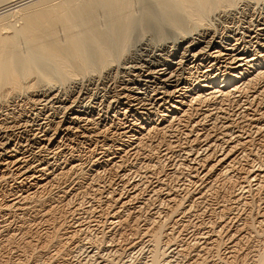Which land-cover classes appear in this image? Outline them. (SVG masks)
Returning a JSON list of instances; mask_svg holds the SVG:
<instances>
[{"label": "rangeland", "instance_id": "obj_1", "mask_svg": "<svg viewBox=\"0 0 264 264\" xmlns=\"http://www.w3.org/2000/svg\"><path fill=\"white\" fill-rule=\"evenodd\" d=\"M263 3L258 4L260 7H255L253 4H249V2H242L238 6L239 8L236 9L238 12L235 10L230 12L227 11L228 13L226 14L220 13L222 16H216V20H213V23H215L217 27H215L216 30L210 29L211 31H204V29L201 28L199 30L200 32L198 30L190 32L186 35L187 37L176 34L173 27H157L158 24L152 22V24L150 23L152 26L148 25L151 26L150 29L147 27V31L149 30L150 32L148 31L143 39L140 37L133 44L131 47L132 49L129 50L126 58L119 63L120 65L112 66L99 78L98 75L92 76L82 81L69 82L65 86H57L53 89H51L50 86L41 85L42 87H38V89L35 91L30 93L26 92L25 94L18 96L17 99L15 98L16 100L11 99L7 105L0 102V126L2 123H4L2 127L9 126V124H12V122L16 120V122L21 125L20 127L26 126V124L29 123L30 125L27 124V126L33 128L34 130H38L37 126L40 124L45 126V123L48 121H52L53 123L57 121L60 122L71 118L70 116H72L73 119L74 117H79L84 114L81 116L82 119L90 116L91 118L89 117V119H93L92 121H95V128L98 129L100 127L101 130H96L98 131L97 133L105 131L104 129L106 128L110 129L109 132L104 134L110 139L106 141L101 139V141H98L97 147L96 145L93 146L92 144L87 143L86 146L84 145L79 147L81 153H75V156L72 158H70V156L65 157V155H67L66 153L57 155L55 154L51 156L49 155V158L47 159L51 162L52 169L49 171L51 174L49 177L50 183L46 186H43L46 184V181L41 182L39 185L32 186L33 183H26L25 186H22L20 185V181L18 179H14L13 177L10 178V176L5 175L7 176V179L0 182V264H70L71 262L73 264H79L77 263L76 258H71L72 255L67 256L64 259L60 258V253H62L66 247H69L72 250L74 246L79 245L85 247L83 250L84 252H82L85 253V256H87V253H89L88 251L90 250L88 249L87 251L86 249L90 246V244L87 246V241L85 242L83 240L86 239V237H96L95 235L101 236V229L104 230L110 237L107 241H104V244L102 245V247H104L106 250H101V256L103 253L104 256L107 257L108 253V255L113 256L116 252H120V254H123L121 256L122 258L119 259L118 257L120 256H118L114 259L115 263L112 264H116L118 260L121 261L119 264H123L125 260H130L131 258H138L137 262L140 261L143 263L147 259L149 252L148 249L150 247L148 244V237L143 238L142 235H134V233H136V226H139L141 230H144L148 225V221L149 223L150 221H159L160 218L164 217V213L169 212V210L172 208L171 206H173V204L170 200L174 199L175 197L177 200L183 202V207L181 210H179L180 212L178 211L174 213V216L169 221V225L171 227H166L170 228L169 232L172 230L175 231L173 233L174 239H176L170 243V245H172V250L175 251L178 249L176 251H179L180 248L184 249L190 245H194L196 247L193 248V250L190 249L188 251V254H190L185 255L184 258L179 257L180 259H178V263L195 264V261L198 260V262L203 261L205 264H252L255 259L254 255H256L257 251H259V249L262 248L261 246H263V229L258 228L257 224L255 225V228L254 226H250V220L253 219V217L259 218V214H262V211L264 210V175H262L263 177L261 176V174H263L262 172H264V168H261L263 170L260 168L258 169L260 163L264 161V131H256L257 125L249 122L251 120L248 122H246V120L251 119L254 115H256L254 116V119L260 120L262 117L261 120L264 121V114L261 115V113L264 112V105L261 106L260 109L256 108L255 106V109L252 108L249 110L250 115L247 116L248 119L242 118V115L240 114L243 111L240 109L241 105L243 106L245 104L243 103L244 99H242L243 101H241V103L233 101L229 106L224 105L222 109L225 111L217 110L220 105H214L216 100L212 101V103L210 102L207 107H204L206 104L199 106L200 109L194 105V108H196V111L199 113H195L193 118H198V116H201V114L204 113L203 111H200L201 109L209 111L208 113H210V115L219 114L218 116L221 118L219 117V121H216V127L213 126V120H211L206 122L208 126H203L196 130L193 129V133L195 135L202 133L203 137H201V141H184V137L180 136L182 142H180V144L175 143L174 146L176 147L172 148L170 151L167 150V147L164 146V144H162L161 155L165 159V172L163 173V176L150 177L148 179L144 175L142 178L138 177L140 175H138L136 171L140 170V163L145 158L143 156L136 157L135 150L133 151L132 147L125 149L124 146L117 145V147L112 148L113 143L110 141H112L113 137L119 139L120 137L124 136L123 133L127 131L121 130L123 128H121V125H119L118 122L120 121L119 119L123 117L121 114L123 112L117 113L119 114V119L112 117L119 109L120 111L124 109L123 106L113 102L115 100L113 99L115 93H124V95H126L125 92H127V95L131 96L130 100L136 99L132 101L131 104L134 103V105H136L138 103L136 102L137 99L141 101V99H145L146 97L147 100H151L152 98H156L157 100L159 99V97H157L158 93H163L164 91L171 93L173 89L175 90L184 87L185 85H182V83L185 82L183 81H185L186 77L189 78L190 75H192L189 73L188 66L191 64V62H193V55L200 53L201 57L203 56L201 59L209 58V60L203 61V65L200 67L202 70H205V66H208V61H211L210 54H213L214 51H217V49L214 47L222 40L220 37L222 24H226L228 22L235 23V25L241 26L247 31L250 21H254V27H257L260 20H264ZM138 8L140 9V6H137V9ZM259 8L262 9L260 10ZM139 9L138 12L141 11ZM137 15L140 14L137 13ZM158 30L162 32L164 31L165 35L164 32L161 34ZM240 32L242 33V31ZM163 35L164 39L169 40L165 42L162 41ZM241 36L242 35H240V37ZM242 37H245V45L249 47L248 50L252 51V37L244 34ZM174 48L176 53H178L177 57H184L186 54L187 58H185L183 61H181V58L172 59V61H170L167 66H164V63L162 62H165V59H169L168 57L171 54L170 51H172ZM245 51L247 52V50ZM160 53V61L157 60V63L155 62V68L152 67L154 72L157 71L156 77H154V79L151 77L147 78L148 73L141 71V67L145 69L144 67L147 66L146 61H148L154 55H158ZM229 57L226 59H229ZM213 58L214 57H212V60ZM195 64L196 63H194V65ZM224 66L225 64L222 63L214 65L213 68L216 67V69H220ZM133 68H139L141 70ZM149 76L153 75L150 74ZM176 85L180 86L176 87ZM156 89H158L156 92H152ZM156 93L157 96H155ZM136 95L139 96L137 97ZM189 100L191 99H187V101ZM127 101L128 100H122L121 104H125ZM190 102L191 101L187 102V105ZM109 107H113L112 109H115L114 114L111 108L108 110ZM238 108L240 110H238ZM54 109H59V114L56 115L53 111ZM79 110H81V113L79 112V114H76ZM255 110H261V112H258L257 114L254 112ZM87 113L88 115H86ZM13 116H16L15 119L12 118ZM178 116L177 120L174 122L176 129L178 128L177 135L185 134V137H187L186 133H188V135H192L191 139H193L195 135L193 133H189L192 127H188V124L185 122L178 121ZM123 118L125 119V117ZM224 118L230 120H228L229 124H231L233 122L232 120H234L231 130L224 131L225 129L223 123L226 122ZM208 120H210V118ZM68 122L72 121L68 120ZM68 122L66 121V124H68ZM86 123L87 122H84V124L82 123L78 127H84L86 126ZM74 126L75 125H72L71 128ZM49 127L50 126H47L46 130L51 132V130L48 129ZM92 127L93 126H88V129H92ZM80 130L78 132L74 130V132L81 133ZM5 132L10 134V130ZM5 132L0 130V134L2 133L3 136L5 135ZM91 132H93V130ZM104 135L102 137H105ZM206 135H209V140L204 141ZM237 135H241V137H244L243 139L246 140L250 135L251 143H247L242 147L240 142L235 139V136ZM75 136H72V138H74V142L71 141V139H68L69 136L67 137L66 134H63L62 137H64V139L61 138V140L63 139L64 142L67 140L65 145H69L70 143L71 146H77L78 143L75 140ZM80 140L82 143L85 141L84 138H81ZM105 142L108 143L106 146H104L106 144ZM207 143L212 145V148L214 147L211 150L214 154L211 153L212 156L209 159L210 165L214 163L217 165V158H222V154L227 152L231 148V145H236L237 147L232 152V157H237L236 162L231 168L227 167V163L230 160L226 163H219L214 169V175L212 174L213 176H206V171L202 166V164H206V162L202 163V160L204 159V156H207V152L204 151ZM115 144H118L117 141ZM89 146H91V148ZM122 147L123 151H117L118 148ZM78 155L81 156L80 160H78ZM244 155L245 157H243ZM246 155H249V157ZM74 158L75 163L68 166L67 160H73ZM103 160H110V162L107 164L102 163ZM96 161L101 162L98 164ZM116 163H118V165H122L121 168H117ZM72 166L77 168L74 171H71L68 178L62 177L63 173L67 172ZM223 170L229 172L228 176L220 174L225 172ZM249 170L253 171V177H257L256 181L252 180V182H250L253 187V190L250 191L248 187L250 184H248V182L247 184L243 183L242 181L246 176L245 172ZM81 174H85V177H83ZM123 175H127V177H124L125 179H123ZM190 175L194 176H191V178ZM229 175L231 177H229ZM226 178L228 179L226 180ZM136 184L142 189L135 192L134 195L132 193V189ZM207 184L213 185V188L211 187V189L209 186L205 187ZM257 185L262 190H256V188H258ZM123 187L127 188L126 192H129L121 193L120 191L121 189H124ZM245 187L248 188L246 189ZM205 188H209L211 190H206ZM243 189L246 190L244 191ZM99 190L100 192L102 191L100 195L98 194ZM114 190H118V198H124L126 200L123 201L129 202L126 207H121L120 204H114L110 201L107 202L110 197L109 192ZM30 193H34L36 196L28 200L26 204V210H20L23 208L21 206L22 202H20L21 204H17L19 199L17 201L15 199L22 196L26 197V195ZM132 196H136V198H132ZM131 198L133 200H130ZM12 200L16 205H13ZM8 205L15 207L5 210V207ZM89 206H94L91 210L92 213L89 215L84 214V211H87L86 209ZM118 208L120 210H118ZM47 210L50 214H47L46 216L45 213H48ZM110 210L113 212L108 215L107 213H110ZM116 210L117 212L121 213L122 216L123 213H126L125 211H129L128 213L130 216L128 219V225H124L120 228L116 227L115 229V225H117L119 221L118 218L113 217ZM248 217H252L247 221L249 226L247 224L245 225V220L246 218L248 219ZM69 223L72 225L71 229H74L73 227H76L77 230L78 228L84 230L86 227L88 229H86V232L79 233L75 239H72V242L66 243L67 241L65 240L67 236L65 235L64 227L69 226ZM71 229L69 231H71ZM215 232H220V237L218 238V247H214L212 244L213 240L215 239L214 236L217 235ZM113 237L115 240L110 241V239ZM236 243L240 247L238 246V251L234 254L233 246ZM73 250H75V248ZM76 254L78 253H74V255ZM232 255H236V260H233ZM104 256L101 258L97 257L95 259V263L98 261L96 264H104V262L107 264L109 261H104L106 259L103 258ZM109 264L111 263L109 262Z\"/></svg>", "mask_w": 264, "mask_h": 264}, {"label": "bare ground", "instance_id": "obj_2", "mask_svg": "<svg viewBox=\"0 0 264 264\" xmlns=\"http://www.w3.org/2000/svg\"><path fill=\"white\" fill-rule=\"evenodd\" d=\"M242 2H249V4H253L255 7L257 6L260 7V5L258 4L263 3L264 0H0V102L2 104L5 103L7 105L9 104V101L11 99H15V98L17 99L18 96H21L26 92L30 93L32 91H35L36 89H38V87H42L41 85L50 86L51 89H53L57 86H65L69 82L82 81L92 76L98 75L99 78L112 66L120 65L119 63L126 58L129 50L132 49L131 47L133 46V44L140 37L142 39L144 38L146 33L149 31V30L147 31V27H149L150 29V27L152 26L151 25L152 22L158 24L157 27L159 26L173 27L176 34L183 36H186L190 32H194L197 30L199 31L201 28L204 29V31L210 29L216 30L217 28L216 24L213 23V20H216L215 19L216 16L217 15L222 16V14L220 13L226 14L228 13L227 11L229 12L233 10L236 11V9L239 8L238 6ZM262 5H264V3ZM137 6H140V9L139 8L138 9L141 11L138 12ZM137 13L140 15H137ZM253 22L250 21L247 31L241 26L235 25V23L228 22L226 24H222L221 26L222 29L220 34L222 40L219 42L220 45L218 43L214 47L217 49V51H214L213 54H210L211 61H208L209 62L208 66H205L206 68L205 70H202L201 68L203 65V61L209 60V58L201 59L203 56L201 57L200 53L193 55L192 58L193 62H191V64L188 66L189 73L192 75H190L189 78L186 77L185 81H183L185 82L182 83V85L183 84L185 85L184 87L175 90L173 89L171 93H169L168 91L166 92L164 91L163 93H158V96L156 93L155 96L159 97V99L157 100L156 98L147 100L146 97L145 99H141V101L137 99L136 102L138 103L136 105H134V103L131 104V102L136 99L130 100L131 96L127 95V92H125L126 95H124V93H115V95L113 96V99L115 100L113 102L116 104L118 103V105L120 106H123L124 109H122V111H120L119 109L116 113H115V109H112L113 107H109L108 110H110L111 108L113 114L115 113L112 117L113 118L116 117L118 119H119V114L117 113L123 112L121 114L123 117H125V119L121 117L122 119L120 118L119 119L120 121L118 122L119 125H121V128H123L121 130L124 131L127 130V131L123 133L124 136L120 137L119 139L113 137L114 139L112 138V141L110 142L113 143L112 148L117 147V145L124 146L125 149L126 148L128 149V147L130 148L132 147L133 148L132 150L133 151L135 150L136 157L143 156L146 159V160L143 159L144 160V161L142 160L143 162L141 161L140 170L136 171V173L140 175L138 177L142 178V176L144 175L148 179L150 177L163 176V173L165 172L164 171L165 159L161 155L162 144H164V146L167 147V150L170 151L172 148L176 147L174 146L175 143L180 144V142H182L180 136L184 137L183 139L184 141L191 140L193 142H198L201 139V137H203V135L202 133L201 134L198 133L195 135L193 133L194 130L198 128L200 129L203 126H208L206 123L207 121L213 120L212 122L213 126L216 125L215 123H217L216 122L217 120L219 121V117H220L218 116L219 114L218 115L216 114L217 116L215 114L210 115V113H208L209 111L202 109L200 111H203L204 113H202L201 116H198V118H193L195 113L197 114L199 113L196 111L197 109L194 108V105H196L198 109H200L199 106L201 105L203 106L206 104V106L204 107H207L210 102L212 103V101L216 100L214 102V105L215 104L220 105V107L217 108V110L222 111L223 110L222 107L224 105L229 106L233 101L241 103V101H243L242 99H244L243 103L245 104L243 106L241 105L240 108L241 110H243L240 114L244 119L245 118L248 119L247 116L250 115L249 110H251L255 106L256 108L260 109V107L264 105V20L261 19L257 27H254L255 24ZM240 31H242V33ZM163 32L160 31L161 34H163ZM243 34L252 37V41H251L253 46L252 51H249L248 50L249 47L245 45L246 41H245V37H242ZM164 35L162 41L165 42L169 39H164ZM240 35L242 36L240 37ZM245 50H247V52ZM170 53L171 54L168 57L169 59H165V62H162L164 63L163 64L164 66H167L170 63V61H172V59L181 58V61H183L185 60V58H187L186 54L184 55V57L183 56L177 57L178 53H176L175 48L172 49ZM212 57H214L213 60ZM227 57H229V59H226ZM160 59H161V53L158 55L157 54L154 55L148 61H146L147 66L144 67L145 69H143L142 67H141L142 70L139 68H133V69L145 71V73H148L147 78L151 77L152 79H154V77H156L157 71L154 72V70H152V67L155 68V62L157 60L160 61ZM194 63L196 64L194 65ZM222 63L225 64L224 67L220 69H216V67L213 68L214 65H218ZM210 67L213 69H211ZM150 74H152L153 76H149ZM180 85L178 86L176 85V87H179ZM157 90L158 89L153 90L152 92H156ZM189 98L191 99L189 100L191 102L187 105V102H189L187 101V99ZM122 100L125 101L128 100V101L125 102V104H121ZM240 109L238 108V110ZM58 110L59 109L53 110L56 115L59 114ZM80 111L81 110L77 111L76 114H79ZM254 112L258 114V112H261V110H255ZM263 114L264 112L261 113V115ZM86 115H88V113ZM81 116L74 117L73 119L72 116H70L71 118L66 119L65 121H60V122L57 121L54 123L52 121H48V122L46 121L47 123H45L46 124L45 126H43L42 124L37 126L38 130L37 129L34 130L33 128L27 126V124L29 123H27L26 126L20 127L21 125H19L18 122H16V120L12 122L13 125L9 124V126L2 127L4 124L2 123V125L0 126V130H3L4 132L10 130V134L9 133L7 134V132H5L4 136L2 135V133L0 134V182L2 180H6L7 176L5 175H8L10 176V178L13 177L14 179L15 178L18 179L20 181V185L22 186H25L26 183H31V184L33 183L32 186L39 185L41 182H45V181L46 184H44L43 186H46L47 184L50 183L49 177L51 174L49 173V171L52 169L51 162L47 159L49 158V155L51 156L55 154L57 155V154L66 153L67 155H65V157L70 156V158H72L75 156L74 155L75 153L77 152L78 154L81 153L79 147L84 145L86 146L87 143L92 144L93 146L96 145L97 147L98 141H101V139L103 141L110 139L107 138L108 137L107 135H104L107 132H109L110 130L109 128L104 129L105 131H101L100 133H97L98 131L96 130L100 129V127L98 129L95 128L94 126L95 121H92L93 119H89L90 116L83 119ZM177 116L179 117L178 121L185 122L188 124V127H192V129H190L191 131L189 130L190 131L189 133L191 134L193 133L195 135L193 139H191L192 135L190 136V134L188 135V133H186L187 137H185V134L177 135L178 128L176 129L174 123L177 120ZM254 116L251 119L246 120V122L251 120L249 122L253 123L254 125H257L256 131L258 132L264 131V123H263L264 121L261 120L262 117L259 120V119H254ZM15 117L16 116H13L12 118L15 119ZM209 118L210 120H208ZM226 118H224L226 122L223 123L225 129L224 131L231 130V127L234 124V120H232L233 122L229 124L230 120ZM68 120L72 122H68ZM66 121L68 122V124H66ZM84 122H87L85 124L86 126L78 127L82 123L84 124ZM72 125L75 126L71 128ZM47 126H50L48 129H50L51 132L46 130ZM88 126H93V127L92 129H88ZM74 130H76V132L80 130L81 133H76L74 132ZM92 130L93 132H91ZM63 134L64 135L66 134L67 137L69 136L68 139H71V141L74 140L72 136L76 135L75 140L77 141L78 145L71 146L70 143L69 145H65L67 140L66 142H64L63 140L64 137H62ZM103 135L105 137H102ZM250 137L251 136L249 135V138H247L246 140L243 139L244 137H241V135H237L235 136V139L238 142H240L241 146L243 147L247 143H251ZM61 138L63 139L61 140ZM81 138L85 139L83 143L80 140ZM205 140H209V135L205 136L204 141ZM116 141L118 144H115ZM105 143L106 144L104 146L108 144L107 142ZM89 147L91 148V146ZM213 148L212 145H209L208 143L206 144V148H204V151L207 152V156H204L203 157L204 159L202 158L203 159L202 163L206 162V164L203 163L202 166L206 171V176H213L215 172L214 169L219 163H226L227 161L230 160L227 163L228 164L227 167L231 168L237 159V157L234 158L232 157L233 156L232 152L237 147L236 145L233 146L231 145V148L227 152H224L222 154L223 155L222 158L220 157H219L220 159L217 158L218 160L216 163L217 165H215V163L210 165L209 159L212 156L211 153L213 151L211 150ZM117 151H123V147L118 148ZM78 156H79L78 160H80L81 156L80 155ZM246 156L249 157V155ZM243 157H245V155ZM100 162L101 161L97 163L99 164ZM109 162L110 160L102 161V163H106V164ZM74 163H75V158L73 160L72 159L67 160L68 166ZM116 164H117L116 166L117 168H121L122 165H118V163ZM76 168L77 167L72 166L67 172L63 171L64 173L62 177L68 178L70 176L71 171H74ZM259 168L260 169L264 168V161L260 163L258 169ZM252 170L245 172L246 176L244 175L245 178L244 180H242L243 183L247 184L248 182V184H250L252 180L256 181L257 177L252 176L253 175ZM262 173L263 174H261V176L264 175V172ZM220 174L224 176L225 175L228 176L229 172L225 171L224 173L222 172ZM81 175L85 177V174H81ZM127 175H123L122 176L123 179H125ZM191 176L192 175H190V177ZM229 177L231 176L229 175ZM227 179L228 178H226V180ZM208 186L209 188H211L213 185L207 184L205 187ZM133 187H134L132 189L133 192L132 191L130 192H132L134 195L135 192L140 191L142 189L137 184ZM248 187H249V191L253 190L251 184ZM248 187L245 188L247 189ZM257 187L258 188H256V190L261 189L259 188L258 185ZM126 189L127 188L121 189L120 192L121 193L129 192V191L126 192ZM117 191L114 190L109 192L110 197L108 195L109 199L107 200V202L110 201L113 202L114 204L116 203L120 204L121 207L122 206L126 207V205L129 202L123 201L126 200L124 198L121 197L118 198ZM101 193L102 191L100 192L99 190L98 194L100 195ZM35 196L36 195L34 193H30L27 194L26 197L22 196L20 198L15 199L16 201L19 199L17 201V204L22 202V204L21 203L20 204L23 208H21L20 210H26L27 208L26 204L28 200L32 199ZM132 198H136V196L134 197L132 196ZM132 198L130 200H133ZM170 201H172L171 203L173 204V206H171L172 208L169 210V212L164 213L163 218H160L159 221H152V222L150 221V223L148 221V225L144 230H141L139 226H136L135 229L136 233H134L135 231L133 232L134 235L135 234L142 235L143 238L148 237V242H149L148 244L150 248L148 249L149 252L146 261L142 263L140 261L137 262L138 258L136 259L131 258L130 260L129 259L125 260L123 264H136V263L137 264H175V263L180 264L178 263V259L184 258L185 255H189L190 253L188 254V251L190 249L193 250V248H196L194 245L193 246L190 245L184 249L180 248L179 251H176L178 249H176L175 251L172 250V245H170V243L175 241L176 239V238L174 239V233H173L175 231L171 229L172 231L169 232L170 228H166V227L170 226L169 221L174 216V213L182 209L183 202L177 200L176 197L174 199H171ZM13 205H16L14 201H13ZM6 207L5 210L11 209L12 207L15 206L8 205ZM93 207L94 206H89L86 209L87 211H84L85 212L84 214L87 215L91 214L92 213L91 210ZM118 210L120 209L118 208ZM111 212L113 211L110 210V213L107 214L110 215ZM125 212L126 213L125 214L123 213V216L121 213L117 212V210L115 214L113 213L114 214L113 217L114 218L116 217L119 220L118 224L116 223L117 225H115V229L116 227L120 228L123 227L124 225H128L129 223L128 219L130 214L128 213L129 211L128 212L125 211ZM45 214L47 216V214L50 213L48 211V213ZM259 215H260L259 218L253 217V219H251L252 217H248V219L246 218L245 220V225L246 224L248 225L249 223L247 221L251 219L250 226L252 227L254 226L255 228V225L257 224L258 228L263 229V230L261 229L263 231L262 233L263 246H261L262 248L259 249V251H257L256 255H254L255 259L252 264H264V210L262 211V214L260 213ZM68 225L69 226L64 227L65 235L67 236L65 240L67 241L66 243L72 242V239H75V237L79 233L86 232V229H88L87 227L84 230L79 228L77 230L76 227H73L74 229H71L72 225L70 223ZM70 229L71 231H69ZM100 235L101 236L95 235L96 237H90V238L86 237V239L83 240L85 242L87 241L86 242L87 246L88 244H90L89 247L93 248L90 249L88 247L86 249L87 251L88 249L90 250L88 251L89 253H87V256H85V253H83L85 247L77 245L74 247L72 246L73 247L72 250L71 248L66 247L62 251V253H60V258L64 259L67 256L72 255L71 258L73 257L74 259L76 258V261L79 264H94L95 259L97 257L101 258L102 256H104V253L102 256L100 255L101 250L104 249L102 245L104 244V241H107L108 238H110L107 235V233L102 229ZM219 237H220V232L214 236L215 239L213 240L212 243L214 247L215 246L218 247ZM258 237H259V233H258ZM111 240L114 241L115 238L113 237L112 239H110V241ZM238 246L239 245L237 243L233 246L234 254L237 253ZM74 248L75 250H73ZM74 253H78V254L74 255ZM108 254L107 257L104 256L103 258H106L104 261H109L111 264L115 263L114 262L115 258L120 256L118 257L120 259L122 258L121 256L123 255L120 254V252H116L115 253L116 255L114 254L113 256ZM232 256H233L232 257L233 260L234 259L236 260L235 257L236 255H232ZM109 262L107 264H109ZM120 262L121 261L118 260L117 263L119 264ZM195 264H205V262L203 261L198 262L197 260L195 261Z\"/></svg>", "mask_w": 264, "mask_h": 264}]
</instances>
